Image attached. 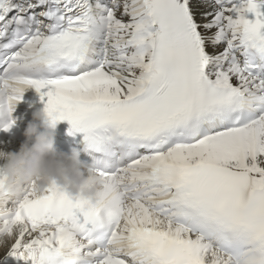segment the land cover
<instances>
[{
    "label": "snow or ice",
    "instance_id": "obj_1",
    "mask_svg": "<svg viewBox=\"0 0 264 264\" xmlns=\"http://www.w3.org/2000/svg\"><path fill=\"white\" fill-rule=\"evenodd\" d=\"M26 86L103 188L0 169V262L264 264V0H0V129Z\"/></svg>",
    "mask_w": 264,
    "mask_h": 264
},
{
    "label": "clouds",
    "instance_id": "obj_2",
    "mask_svg": "<svg viewBox=\"0 0 264 264\" xmlns=\"http://www.w3.org/2000/svg\"><path fill=\"white\" fill-rule=\"evenodd\" d=\"M45 109H36L28 123L19 152L7 154L5 166L7 191L19 194L24 187L35 184L44 190L55 183L76 200L98 202L103 180L92 162L81 159V150H60L56 145V128ZM12 236L0 238V246Z\"/></svg>",
    "mask_w": 264,
    "mask_h": 264
}]
</instances>
